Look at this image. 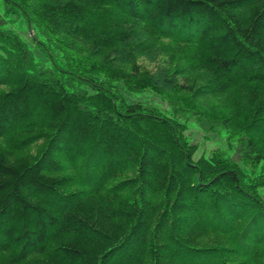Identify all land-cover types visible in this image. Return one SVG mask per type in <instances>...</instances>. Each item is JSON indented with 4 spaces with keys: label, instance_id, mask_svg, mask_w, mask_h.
<instances>
[{
    "label": "trees",
    "instance_id": "obj_1",
    "mask_svg": "<svg viewBox=\"0 0 264 264\" xmlns=\"http://www.w3.org/2000/svg\"><path fill=\"white\" fill-rule=\"evenodd\" d=\"M2 2L0 264H264V0Z\"/></svg>",
    "mask_w": 264,
    "mask_h": 264
},
{
    "label": "rangeland",
    "instance_id": "obj_2",
    "mask_svg": "<svg viewBox=\"0 0 264 264\" xmlns=\"http://www.w3.org/2000/svg\"><path fill=\"white\" fill-rule=\"evenodd\" d=\"M0 12H3L2 0H0ZM9 27L17 31L24 38L29 39V35H30L29 28L24 17H18L16 20H14L9 24ZM29 42L31 43L30 40ZM119 88L121 93L124 95V97L128 102L146 100L162 110L168 109V104L165 101H163L161 98H159L156 94L150 91H144L141 93L131 92L127 90L122 84L121 85L119 84ZM187 135L189 136V139L192 142L197 143L199 146L198 151L196 153V157L202 154L208 155L210 151L217 146L224 148L226 147L225 133L220 131L207 133L200 127V125L194 118H191L188 121ZM259 194L261 198L264 200V186L260 187Z\"/></svg>",
    "mask_w": 264,
    "mask_h": 264
}]
</instances>
